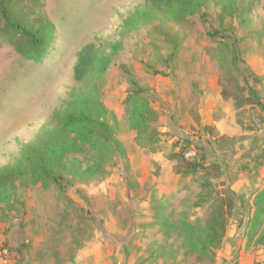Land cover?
I'll list each match as a JSON object with an SVG mask.
<instances>
[{
  "label": "rangeland",
  "instance_id": "obj_1",
  "mask_svg": "<svg viewBox=\"0 0 264 264\" xmlns=\"http://www.w3.org/2000/svg\"><path fill=\"white\" fill-rule=\"evenodd\" d=\"M146 4L25 0L18 6L35 25L42 19L52 24L55 41L40 64L1 43L0 169L13 167L23 146L52 126L53 114L76 85L77 55L88 44L122 46L104 74L101 99L117 119L120 148L102 177L83 183L72 177L60 184L33 183L28 171L19 178L11 197L0 202V264L263 263L264 247L247 245L246 228L232 218L214 256L193 251L192 237L205 231L211 217L210 192L201 185L202 173L178 175L167 156L184 146L182 140L191 141L193 146L184 147L187 158H205L225 172L206 177L221 199L227 198L224 189L239 186V194L250 198L264 188V0H237L226 16L215 0L195 1L177 9L173 20L160 11L149 24L121 35L123 21ZM211 30L228 37L217 43L208 37ZM174 39L170 70L165 61ZM144 64L168 77L152 75ZM130 76L157 114L151 123L158 134L155 148L138 145L129 124ZM223 89L253 104L238 108L233 99H222ZM231 138L234 142L227 141ZM242 248L249 254L241 262Z\"/></svg>",
  "mask_w": 264,
  "mask_h": 264
},
{
  "label": "trees",
  "instance_id": "obj_2",
  "mask_svg": "<svg viewBox=\"0 0 264 264\" xmlns=\"http://www.w3.org/2000/svg\"><path fill=\"white\" fill-rule=\"evenodd\" d=\"M24 1L0 0V46L5 42L23 59L40 64L52 50L55 41L54 27L43 19L39 24L32 23L28 13L18 7ZM195 1L198 3L204 0H147L144 8L134 11L123 21L121 35L135 30L140 25L149 24L157 18V12L160 11L173 20L177 15V9ZM215 2L221 6L222 14L225 16L232 15L237 6V0ZM223 35H219L216 30L208 33V37L217 43L228 37L226 34ZM231 40L234 48L235 40L233 37ZM171 43L173 49L165 61L170 70L177 49L176 40H171ZM121 49V43L118 41L98 47L88 44L80 50L73 66V79L76 85L69 91L64 107L53 114L52 126L45 127L35 142L23 146L20 160L13 167L0 169V202L11 197L15 184L27 171L33 175V183L50 180L60 184L66 177L83 183L103 176L106 163L119 151L120 144L115 137L117 119L104 107L101 100L102 86L106 70ZM238 59L235 54L234 64H237ZM144 67L154 76L168 77V74L157 72L148 65L144 64ZM130 86L125 101L130 105L129 124L136 131V142L140 146L155 148L158 134L151 123L157 120V114L149 106L146 92L131 76ZM221 95L223 100L233 99L238 108L253 104L251 100L242 99L229 89H223ZM250 95L255 100L254 104L262 108L256 92L251 89ZM234 140L231 138L227 141ZM182 141L184 146L179 151L173 150L167 159L176 162L174 170L178 175L198 176L202 173L200 177H205V181L201 185L210 192L207 199H211L209 201L211 217L205 231L192 237V249L207 256H214L213 250L218 249L224 239L236 194L224 189L222 192L227 198L221 199V192L217 191L206 177L212 173L214 178L224 177L222 167L213 163L206 164L205 158L202 157L198 160L187 158L185 148L193 145L188 139ZM195 149L197 152L200 150L199 147ZM91 153L93 156L86 161L77 158V156L86 158ZM253 207L254 221L247 230L260 233L258 237L252 233L246 244L255 242L256 245L264 247V188L255 196ZM193 232L190 229L192 236Z\"/></svg>",
  "mask_w": 264,
  "mask_h": 264
},
{
  "label": "crops",
  "instance_id": "obj_3",
  "mask_svg": "<svg viewBox=\"0 0 264 264\" xmlns=\"http://www.w3.org/2000/svg\"><path fill=\"white\" fill-rule=\"evenodd\" d=\"M240 188L241 187H239V186H236L235 189L232 188V191L236 195H238L237 199H239V200L237 201V203L235 202L236 204L234 203L230 218H232L231 221H233L236 225L246 228L245 232H246V242H247V238L250 237V235H252V233H254L250 230L249 231L247 230V227L250 225V223L254 221L253 200H254L255 196L257 195V193L260 192L261 190H256L255 192L252 193V196L250 198H247L246 195L244 197V196H241L239 194ZM241 202H242V204H241ZM247 207H248V209H247ZM247 211H248L249 217H247ZM235 213H236V215L234 216ZM259 233H260V231L255 232L254 233L255 237H258ZM228 237H231V235L229 234ZM247 254H249L248 251H246L244 248H242L240 250L239 260L242 262L243 256H244V258L248 257ZM252 259H251V262H253ZM245 262L247 263V259L245 260Z\"/></svg>",
  "mask_w": 264,
  "mask_h": 264
}]
</instances>
